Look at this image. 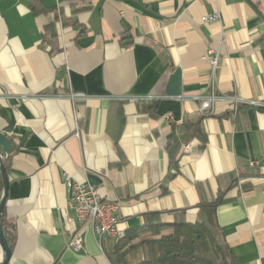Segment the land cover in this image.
Masks as SVG:
<instances>
[{
    "label": "crops",
    "instance_id": "0c3cea01",
    "mask_svg": "<svg viewBox=\"0 0 264 264\" xmlns=\"http://www.w3.org/2000/svg\"><path fill=\"white\" fill-rule=\"evenodd\" d=\"M212 78L219 97L264 103V0H0L8 264H115L114 240L69 208L67 177L116 203L124 231L149 213L194 222L222 194L236 264H264V107L219 100L201 116L193 98L210 95ZM201 117L203 146L170 151L176 127Z\"/></svg>",
    "mask_w": 264,
    "mask_h": 264
},
{
    "label": "trees",
    "instance_id": "16d2710c",
    "mask_svg": "<svg viewBox=\"0 0 264 264\" xmlns=\"http://www.w3.org/2000/svg\"><path fill=\"white\" fill-rule=\"evenodd\" d=\"M201 120L202 117L195 124L177 126L180 136L175 135L168 140L169 150H175L180 143L194 138L203 146L205 132ZM5 157L8 155L1 157L4 166ZM1 191L0 179V195ZM225 201L222 194H219L210 202L199 204L198 219L194 222L185 219L184 210L171 212L173 221L170 223L162 222L159 213L145 214L141 225L125 230L124 238L115 245L114 263L236 264V258L227 245L216 216L217 207ZM2 227L11 248L13 238L5 232L3 215ZM134 257L136 259L133 260Z\"/></svg>",
    "mask_w": 264,
    "mask_h": 264
},
{
    "label": "built area",
    "instance_id": "2783aa9c",
    "mask_svg": "<svg viewBox=\"0 0 264 264\" xmlns=\"http://www.w3.org/2000/svg\"><path fill=\"white\" fill-rule=\"evenodd\" d=\"M219 18V15L213 14L202 18L203 22H213ZM218 51L214 52L209 50L205 55L210 68L214 74L218 66ZM214 78H212V85L210 95L207 97H194L193 99L198 102V113L201 116H211L214 113V104L219 100H225L230 103L231 108L236 112L239 106L251 105L264 107V103L254 102L251 100H244L236 95L219 97L215 94L214 90ZM81 94H71L72 100L82 98ZM166 119H170L169 115H166ZM250 167L258 165L256 161H249ZM67 188L70 190V199L68 202L69 208H71L79 221L88 222L91 228L98 236L100 240L106 237L112 238L114 241L120 242L124 236L125 231L120 227V219L116 215L118 205L116 203L104 200L97 188L88 183L71 182L66 178ZM83 238L77 234L74 235L68 242L67 247L72 251H79L83 248Z\"/></svg>",
    "mask_w": 264,
    "mask_h": 264
},
{
    "label": "water",
    "instance_id": "95a60500",
    "mask_svg": "<svg viewBox=\"0 0 264 264\" xmlns=\"http://www.w3.org/2000/svg\"><path fill=\"white\" fill-rule=\"evenodd\" d=\"M11 152V141L5 134L0 133V179L2 183V191L0 195V247L3 251V260L0 264H8L11 257V248L2 227V215L8 198L9 179L1 158L2 156L10 155Z\"/></svg>",
    "mask_w": 264,
    "mask_h": 264
},
{
    "label": "bare ground",
    "instance_id": "6f19581e",
    "mask_svg": "<svg viewBox=\"0 0 264 264\" xmlns=\"http://www.w3.org/2000/svg\"><path fill=\"white\" fill-rule=\"evenodd\" d=\"M115 242V244H117L118 243V241H114Z\"/></svg>",
    "mask_w": 264,
    "mask_h": 264
},
{
    "label": "rangeland",
    "instance_id": "374dc122",
    "mask_svg": "<svg viewBox=\"0 0 264 264\" xmlns=\"http://www.w3.org/2000/svg\"><path fill=\"white\" fill-rule=\"evenodd\" d=\"M136 259L135 257L133 258V260Z\"/></svg>",
    "mask_w": 264,
    "mask_h": 264
}]
</instances>
